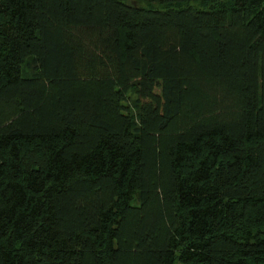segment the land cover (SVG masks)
<instances>
[{
    "label": "trees",
    "instance_id": "obj_1",
    "mask_svg": "<svg viewBox=\"0 0 264 264\" xmlns=\"http://www.w3.org/2000/svg\"><path fill=\"white\" fill-rule=\"evenodd\" d=\"M0 264H264V0H0Z\"/></svg>",
    "mask_w": 264,
    "mask_h": 264
}]
</instances>
